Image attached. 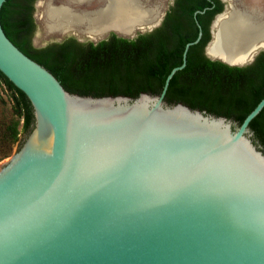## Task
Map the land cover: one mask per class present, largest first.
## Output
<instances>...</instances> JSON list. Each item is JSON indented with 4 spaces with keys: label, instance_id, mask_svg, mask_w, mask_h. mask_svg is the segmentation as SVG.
<instances>
[{
    "label": "water",
    "instance_id": "water-1",
    "mask_svg": "<svg viewBox=\"0 0 264 264\" xmlns=\"http://www.w3.org/2000/svg\"><path fill=\"white\" fill-rule=\"evenodd\" d=\"M6 1L0 71L29 98L35 127L0 166V264H264V151L250 128L264 99L241 125L166 101L201 26L161 94L95 97L14 44ZM223 1L205 54L249 65L264 39L241 62L209 48L219 19L263 8ZM111 32L126 36L93 40Z\"/></svg>",
    "mask_w": 264,
    "mask_h": 264
},
{
    "label": "trees",
    "instance_id": "trees-1",
    "mask_svg": "<svg viewBox=\"0 0 264 264\" xmlns=\"http://www.w3.org/2000/svg\"><path fill=\"white\" fill-rule=\"evenodd\" d=\"M36 0H7L1 10V22L7 36L30 58L51 71L71 93L80 95L130 96L141 93L161 94L174 68L183 64L187 44L194 42L202 24L203 37L190 47L187 65L170 82L166 101L184 103L193 109L232 119L241 125L264 99V51L248 66H230L209 59L205 47L210 41L208 24L223 10L219 0H201L195 8L185 11L191 26L184 32L180 21L164 26L158 34L137 39L112 34L95 44H82L75 38L37 48L33 36ZM207 9V10H206ZM185 10V9H184ZM196 11H199L195 14ZM205 11V13H200ZM173 14L168 17V22ZM207 21V22H206ZM167 23V22H166ZM0 85L6 87L11 102L4 100L0 90V162L10 157L22 137L35 127L32 103L1 71ZM254 142L264 151V109L251 122Z\"/></svg>",
    "mask_w": 264,
    "mask_h": 264
},
{
    "label": "bare ground",
    "instance_id": "bare-ground-1",
    "mask_svg": "<svg viewBox=\"0 0 264 264\" xmlns=\"http://www.w3.org/2000/svg\"><path fill=\"white\" fill-rule=\"evenodd\" d=\"M92 1L98 5L89 11L75 9ZM63 3L56 6L55 0H48L45 6L44 20L50 33H76L97 39L115 30L130 36L136 29L154 23L160 14L159 8L146 6L144 0H63ZM259 39H264V12L249 15L235 9L228 17L217 21L215 41L209 50L241 62Z\"/></svg>",
    "mask_w": 264,
    "mask_h": 264
},
{
    "label": "rangeland",
    "instance_id": "rangeland-1",
    "mask_svg": "<svg viewBox=\"0 0 264 264\" xmlns=\"http://www.w3.org/2000/svg\"><path fill=\"white\" fill-rule=\"evenodd\" d=\"M149 1H148L149 5H152V4L163 5V8L160 9V11H162V13H164L169 8L172 0H149ZM232 1L235 3L238 2V3H236L237 6H240L241 3H245V5L249 6V0H232ZM47 2H48V0H38V2L36 4L37 6L35 7L34 15H35V21H36L37 29H36L34 36H33V39H32L35 47L40 48V49L46 48V47H48L54 43L63 42V39L67 38V37L75 38L76 40H79L81 42L94 41L91 37L76 34V33H75L76 36L71 35V33L66 34V35L50 33V31H48V29L46 27L45 20H44V11H45L44 9H45ZM253 2H255V3L258 2V4H261L262 7L264 6V0H254ZM90 3H91V7H90ZM225 3H226V6H228V2H225ZM62 4H64L63 0H55L56 6H60ZM97 5H98L97 3H95V2L93 3V1H92V2L82 4V5L75 6V9L89 11L91 8H95ZM241 8L243 10V7H241ZM161 18L162 17H160L158 20H161ZM151 26H153V23L151 25H148V26H145L142 28H138L135 31H133L132 35H130V36H134L136 34V32H139L141 30L145 31L147 29H150L149 27H151ZM0 90H1V94L4 98V100L7 101L8 103H10L11 102V95H10L9 91L6 89V87L3 85H0ZM0 115H3V110H1V109H0ZM10 157L1 161L0 166L4 163V161L9 159Z\"/></svg>",
    "mask_w": 264,
    "mask_h": 264
},
{
    "label": "flooded vegetation",
    "instance_id": "flooded-vegetation-1",
    "mask_svg": "<svg viewBox=\"0 0 264 264\" xmlns=\"http://www.w3.org/2000/svg\"><path fill=\"white\" fill-rule=\"evenodd\" d=\"M145 1V5L146 6H148V7H150V6H153V7H157V8H159V16H158V18H157V20L153 23V26H151V27H149L150 29H147V30H145V31H143V30H141V31H139V32H136V34L134 35V36H129L128 38H130V39H137L138 37H140V36H148V35H154V34H158L159 32H160V30H162L163 28H164V26H166V25H169V27H171V26H174V25H176V23L178 22V21H180L179 20V18L181 17V21H180V24L181 25H184V32H188V30H189V28L191 27L190 25H189V23H188V21H186V19H185V16H184V14H185V11L186 10H188L189 8H195V7H197V5H199V3H200V1L201 0H172L171 1V3H170V6H169V8L167 9V11L166 12H164V13H162V11H160V9H162L163 8V5H158V4H152V5H149L148 4V1L149 0H144ZM209 2H211V3H213V5L210 7V8H207L208 10L210 9V10H214V9H216L217 8V4H215L214 3V1L213 0H208ZM220 1V3L221 4H223V10L221 11V12H218L215 16H214V18H213V20H211V22L208 24V27H209V33H210V36H211V38H210V41L212 40V28H213V25H214V21H215V19H216V16L217 15H219V14H222L224 11H225V7H226V3L223 1V0H219ZM254 0H249V2H252V3H255V2H253ZM37 2H38V0H36L35 1V3H34V8L37 6L36 4H37ZM150 2V1H149ZM262 7V6H261ZM263 8V10H261V11H263L264 12V6L262 7ZM185 9V10H184ZM206 9V10H207ZM197 12H199V11H196L195 12V14L197 13ZM171 14H173L172 16V18H171V20L168 22V17L171 15ZM34 16V19H35V15H33ZM160 17H162L161 18V20H158ZM159 21V22H158ZM167 22V23H166ZM176 22V23H175ZM207 22V21H206ZM166 24V25H165ZM151 25V24H150ZM148 26V25H147ZM197 26H198V28L200 29V26H201V28H203L202 27V24L199 22V20H197ZM203 31V30H202ZM112 34H116L117 36H119V37H123V36H120V35H118L117 33H115V32H111V33H109L105 38H103L102 40H106V39H108ZM71 35H74V34H71ZM74 36H76V35H74ZM128 36V35H127ZM68 38H71V37H67V38H64L63 39V41H65V40H67ZM124 38H126V36L124 37ZM102 40H98V41H90V42H94L95 44H97V43H99V42H101ZM77 41H79V40H77ZM209 41V42H210ZM80 43H82V44H87V43H90V42H81V41H79ZM208 42V43H209ZM207 43V44H208ZM207 46V45H206ZM205 49H206V47H205ZM264 51V50H263ZM262 51V52H263ZM258 57V56H257ZM256 57V58H257ZM256 60V59H255ZM255 62V61H254ZM253 62V63H254ZM252 64V63H251ZM251 64H249V65H251ZM246 66H248V65H246Z\"/></svg>",
    "mask_w": 264,
    "mask_h": 264
}]
</instances>
